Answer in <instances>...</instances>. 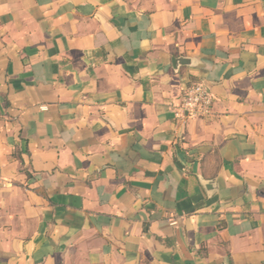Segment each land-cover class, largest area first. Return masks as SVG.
<instances>
[{
	"label": "crops",
	"instance_id": "0c3cea01",
	"mask_svg": "<svg viewBox=\"0 0 264 264\" xmlns=\"http://www.w3.org/2000/svg\"><path fill=\"white\" fill-rule=\"evenodd\" d=\"M0 264H264V0H0Z\"/></svg>",
	"mask_w": 264,
	"mask_h": 264
},
{
	"label": "built area",
	"instance_id": "2783aa9c",
	"mask_svg": "<svg viewBox=\"0 0 264 264\" xmlns=\"http://www.w3.org/2000/svg\"><path fill=\"white\" fill-rule=\"evenodd\" d=\"M214 96L205 84H194L185 93L180 106V115L186 118H204L212 114ZM176 224V220H171Z\"/></svg>",
	"mask_w": 264,
	"mask_h": 264
}]
</instances>
